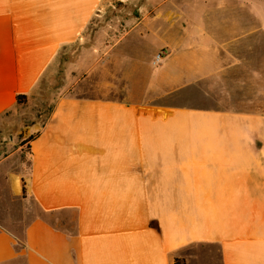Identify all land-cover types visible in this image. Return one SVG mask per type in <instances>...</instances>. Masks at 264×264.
I'll use <instances>...</instances> for the list:
<instances>
[{
    "label": "crops",
    "instance_id": "1",
    "mask_svg": "<svg viewBox=\"0 0 264 264\" xmlns=\"http://www.w3.org/2000/svg\"><path fill=\"white\" fill-rule=\"evenodd\" d=\"M150 1L116 54L73 66L117 77L101 88L119 97L68 94L24 127L27 169L8 177L11 191L23 186L54 222L31 219L22 250L0 226V264H264V110L224 109L240 63L234 0L212 13L206 0ZM102 2L0 0V116L83 39ZM257 62L248 77L264 96Z\"/></svg>",
    "mask_w": 264,
    "mask_h": 264
},
{
    "label": "rangeland",
    "instance_id": "2",
    "mask_svg": "<svg viewBox=\"0 0 264 264\" xmlns=\"http://www.w3.org/2000/svg\"><path fill=\"white\" fill-rule=\"evenodd\" d=\"M204 11L212 13L219 0H206ZM150 0H103L96 16L82 40L62 50L39 81L24 105L0 117V226L10 231L18 241L23 237L25 225L33 218L43 216L54 222V214H44L26 193H12L11 174L27 169V136L24 127L42 123L58 98L65 95L83 97L118 98L114 91L106 92L101 85L117 81L115 76L86 75L77 77L73 66L80 60H98L117 53L120 35L131 23L153 12ZM234 55L240 63L234 65L227 82L232 84V100L224 102V109L238 111L264 110V96L260 85L249 80L250 71L257 69V58L264 57V0H234ZM113 48L110 50L109 47ZM110 64V63H109ZM110 65H107L109 68ZM102 67V66H100Z\"/></svg>",
    "mask_w": 264,
    "mask_h": 264
},
{
    "label": "trees",
    "instance_id": "3",
    "mask_svg": "<svg viewBox=\"0 0 264 264\" xmlns=\"http://www.w3.org/2000/svg\"><path fill=\"white\" fill-rule=\"evenodd\" d=\"M26 101H27V96L26 95H24V94H20V95H17L16 97H15V103H16V106H20V105H24L25 103H26ZM7 114V113H6ZM5 115V114H4ZM3 116V115H2ZM1 117V116H0ZM30 140H32V136L31 137H29V138H27V141H26V143L27 142H29ZM26 152H28V145H26ZM22 193H25L24 192V188H23V186H22ZM41 210V209H40ZM6 230V229H5ZM8 231V230H7ZM8 232H10V231H8ZM11 233V232H10ZM12 234V233H11ZM13 235V234H12ZM13 237H14V239H15V241H16V248L18 249V250H22V249H24V235H23V237H22V239L20 240V241H18L17 239H16V237L13 235ZM175 264H184V262L182 261V260H175Z\"/></svg>",
    "mask_w": 264,
    "mask_h": 264
},
{
    "label": "built area",
    "instance_id": "4",
    "mask_svg": "<svg viewBox=\"0 0 264 264\" xmlns=\"http://www.w3.org/2000/svg\"><path fill=\"white\" fill-rule=\"evenodd\" d=\"M163 57H164L163 53L156 54L154 58V63L159 64L162 61Z\"/></svg>",
    "mask_w": 264,
    "mask_h": 264
}]
</instances>
